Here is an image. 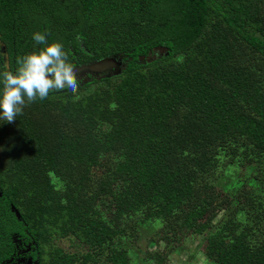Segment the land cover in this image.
I'll return each mask as SVG.
<instances>
[{
    "label": "trees",
    "instance_id": "obj_1",
    "mask_svg": "<svg viewBox=\"0 0 264 264\" xmlns=\"http://www.w3.org/2000/svg\"><path fill=\"white\" fill-rule=\"evenodd\" d=\"M45 30L74 69L123 67L0 124V258L27 238L40 264H264V0H0L9 69Z\"/></svg>",
    "mask_w": 264,
    "mask_h": 264
},
{
    "label": "clouds",
    "instance_id": "obj_2",
    "mask_svg": "<svg viewBox=\"0 0 264 264\" xmlns=\"http://www.w3.org/2000/svg\"><path fill=\"white\" fill-rule=\"evenodd\" d=\"M32 40L42 47L18 56L15 70L0 71V124L13 122L27 103L62 90L76 93L80 85L59 41L48 42L47 30L33 32Z\"/></svg>",
    "mask_w": 264,
    "mask_h": 264
},
{
    "label": "rangeland",
    "instance_id": "obj_3",
    "mask_svg": "<svg viewBox=\"0 0 264 264\" xmlns=\"http://www.w3.org/2000/svg\"><path fill=\"white\" fill-rule=\"evenodd\" d=\"M6 189L8 191V181L6 180ZM212 195L216 192V189H212L211 191ZM221 216V215H220ZM219 216V217H220ZM138 229L141 233V235L145 238L143 240V243L145 244V251L148 252H159V253H163L164 252H169L171 246L170 245H161L160 242L155 244V239H157L156 234L158 232H160L158 229H162V228H155L154 226L148 224L147 222L144 223H138ZM209 230V229H207ZM206 230V232H207ZM196 236H193V238H195ZM154 240V241H151ZM61 244L63 246H65L67 249H72V243L68 240H63L61 242ZM128 244L131 246L133 243L131 241H128ZM199 243H187L184 246H182V249L184 250L186 248L187 251L192 252V254L196 251V249L198 248ZM133 249V248H130ZM132 252H135L134 250ZM147 255V253L143 256L139 253V256H136L134 258V260L136 259L137 262H142V264H148V262L146 263V258H144ZM162 256V255H161ZM164 263L165 264H208L203 255L198 252L195 255H191L190 257L187 256L185 253L184 254H178V253H173V254H168L167 256H164ZM211 263V262H210Z\"/></svg>",
    "mask_w": 264,
    "mask_h": 264
},
{
    "label": "flooded vegetation",
    "instance_id": "obj_4",
    "mask_svg": "<svg viewBox=\"0 0 264 264\" xmlns=\"http://www.w3.org/2000/svg\"><path fill=\"white\" fill-rule=\"evenodd\" d=\"M9 58L13 60L12 53L8 51L7 44L4 42H1L0 43V63L3 66H7L8 68ZM84 71L90 74L99 75L95 72H89L87 70H78L76 72L78 79H80V77L83 76L82 72ZM101 76H106V75L102 74ZM14 242H17V243H13L14 246L12 247L9 255H8V250H7L1 256L0 264H36V262L40 264V253H39V250L35 247L34 242L27 241V238H23V239L15 238Z\"/></svg>",
    "mask_w": 264,
    "mask_h": 264
},
{
    "label": "water",
    "instance_id": "obj_5",
    "mask_svg": "<svg viewBox=\"0 0 264 264\" xmlns=\"http://www.w3.org/2000/svg\"><path fill=\"white\" fill-rule=\"evenodd\" d=\"M122 67H123V58L120 57L119 55H113L99 59L98 61H95L91 64L84 65L81 68L75 69V71L77 72L78 70H87L89 72H95L99 75L105 74L106 76L104 77H113L121 73ZM12 211L16 214L18 220L21 221L22 220L21 214L16 209L15 206H12ZM36 264L39 263L36 262Z\"/></svg>",
    "mask_w": 264,
    "mask_h": 264
}]
</instances>
